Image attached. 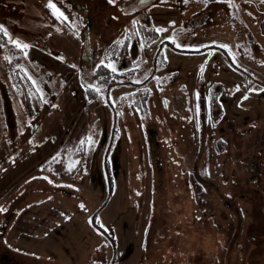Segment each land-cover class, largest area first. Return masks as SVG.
Wrapping results in <instances>:
<instances>
[{
	"label": "rangeland",
	"instance_id": "rangeland-1",
	"mask_svg": "<svg viewBox=\"0 0 264 264\" xmlns=\"http://www.w3.org/2000/svg\"><path fill=\"white\" fill-rule=\"evenodd\" d=\"M54 2L0 0V161L64 179L0 264H264V0Z\"/></svg>",
	"mask_w": 264,
	"mask_h": 264
},
{
	"label": "crops",
	"instance_id": "crops-1",
	"mask_svg": "<svg viewBox=\"0 0 264 264\" xmlns=\"http://www.w3.org/2000/svg\"><path fill=\"white\" fill-rule=\"evenodd\" d=\"M26 155H27V153L24 154V157H25L24 159L26 160V162H24L23 160H20L21 162H17V163L15 161H12V163L10 161H8V162L0 161V200H2V198H4V197L7 198V197L12 196V195L17 196V194H15V191L18 189L17 187H16L15 191L13 189L14 192L11 191L12 193H8V194L6 193L7 195L2 192V188H3V186L7 185L9 182L16 180V178L19 177V175L24 174L25 173V172H23L24 169H26V171L29 170V175H33L34 173L42 175L45 173L44 175H46L49 179H54L57 182H59V181L62 182V180H64V179H59L57 177L56 178L51 177L49 174H52L53 172L47 173L48 169H46V172H43L42 170H39L38 172H36V170H33L32 167L30 168V165H28L27 160L29 158ZM0 160H2V159H0ZM24 163H26V164H24ZM43 169H45V168H43ZM14 176H16V177L14 178ZM22 183L19 182V185H21ZM27 185H29V184H27ZM19 197H21V196H19ZM16 199L17 200L13 203L12 208H6L5 207V210L3 211V213L5 215L4 216L5 221H4V224L2 226L3 232L0 231V233H1V236H5L7 229L10 227V224L14 223L17 227V230H21L25 234L24 236L27 238L29 236V229L33 230L29 227V223L34 218L29 216V209H30L29 207L30 206H29V203L27 204V202H29V201L28 200L26 201V199L20 201L21 199H18V197H16ZM8 211H10V213H12L13 217L15 216L14 219L12 216H9ZM25 216L27 219H24ZM25 220H26V222L23 223ZM13 235L17 238V235L15 234L14 230L12 233H10L9 237H12ZM14 240H17V239L10 240L9 242L14 241ZM4 251H5V253L2 254V257L0 258V260H2V259L11 260L10 257L6 258V256L7 255L10 256L12 254V251L7 249V248ZM13 258L16 259L15 257H13Z\"/></svg>",
	"mask_w": 264,
	"mask_h": 264
},
{
	"label": "snow or ice",
	"instance_id": "snow-or-ice-1",
	"mask_svg": "<svg viewBox=\"0 0 264 264\" xmlns=\"http://www.w3.org/2000/svg\"><path fill=\"white\" fill-rule=\"evenodd\" d=\"M112 2L115 3L116 0H112ZM47 6L52 10L53 14L58 19H61V20H67L68 19V17L65 15V13L63 11H61V9L59 7H57V3L54 2V0H48V5ZM0 30L3 31V35L6 36V37H8L9 42L12 43L13 45H15L16 48L26 50V49H28L30 47V45L27 42H21L19 39H12L11 36L9 35L7 29L4 28V25H2V24H0ZM157 31H164V29L163 28H158ZM167 39L172 40V39H174V37L169 36V37H167ZM224 47H228V45H224ZM23 54L24 55H27V51H24ZM6 59L11 60L12 57L11 56H8V57H6ZM104 63H105L104 60H101L100 61V64L101 65H103ZM108 67L109 68H113V70H115L113 64L110 63V62L108 63ZM32 83L33 84H37L38 82L35 79H33L32 80ZM93 88H94L95 91H99V89L98 88H95V86H93ZM37 91H40V89L37 88ZM86 139H87V141L89 143H92L93 142L90 134H89V136ZM83 142H84V139L82 138L81 143H83ZM71 167H72V165L69 166L70 169H71ZM80 207L81 208H84L85 207V205L83 204V202H81ZM0 210H3L2 207H0ZM89 219L91 220L92 218H89Z\"/></svg>",
	"mask_w": 264,
	"mask_h": 264
},
{
	"label": "trees",
	"instance_id": "trees-1",
	"mask_svg": "<svg viewBox=\"0 0 264 264\" xmlns=\"http://www.w3.org/2000/svg\"><path fill=\"white\" fill-rule=\"evenodd\" d=\"M104 69H105V66L104 65H99V70H104ZM11 82H12V85L19 92V94L21 96V99L23 101V104H24L25 108L27 109L28 108V100H27V95H26L27 91H26L25 84L21 80L15 78V77H12V76H11ZM94 92L95 91L93 89H91V91L89 90L88 97L90 98L91 95H94L93 94ZM82 147H83V145L80 148H82ZM80 154H81V158L83 159V152H82V150H80ZM192 176H193V174H192Z\"/></svg>",
	"mask_w": 264,
	"mask_h": 264
}]
</instances>
